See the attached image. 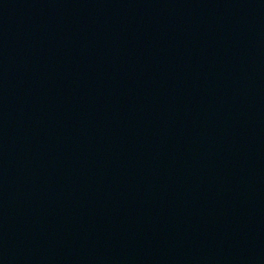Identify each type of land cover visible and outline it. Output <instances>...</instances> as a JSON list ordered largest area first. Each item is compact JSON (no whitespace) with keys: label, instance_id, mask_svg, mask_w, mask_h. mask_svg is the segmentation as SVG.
I'll return each mask as SVG.
<instances>
[{"label":"water","instance_id":"water-1","mask_svg":"<svg viewBox=\"0 0 264 264\" xmlns=\"http://www.w3.org/2000/svg\"><path fill=\"white\" fill-rule=\"evenodd\" d=\"M0 264H264V0H0Z\"/></svg>","mask_w":264,"mask_h":264}]
</instances>
